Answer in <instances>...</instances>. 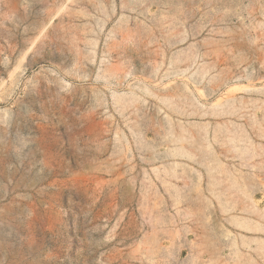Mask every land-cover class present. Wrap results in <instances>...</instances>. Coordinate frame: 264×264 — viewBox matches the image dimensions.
I'll return each mask as SVG.
<instances>
[{"label":"rangeland","instance_id":"rangeland-1","mask_svg":"<svg viewBox=\"0 0 264 264\" xmlns=\"http://www.w3.org/2000/svg\"><path fill=\"white\" fill-rule=\"evenodd\" d=\"M0 264H264V0H0Z\"/></svg>","mask_w":264,"mask_h":264}]
</instances>
